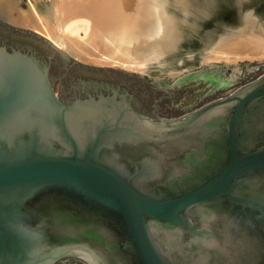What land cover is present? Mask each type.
<instances>
[{"label": "water", "instance_id": "1", "mask_svg": "<svg viewBox=\"0 0 264 264\" xmlns=\"http://www.w3.org/2000/svg\"><path fill=\"white\" fill-rule=\"evenodd\" d=\"M209 1L211 14L203 16L193 7L187 14L178 3L180 6L169 8V0H153L161 20L160 33L149 31L144 41L136 42L134 55L140 61L167 55L161 63L174 66L186 51L199 48L202 55L218 41L219 32L247 31L252 25L264 32V9H237L242 0ZM5 23L17 31L10 33ZM228 26L235 29L226 30ZM148 50L154 53L150 57L144 56ZM54 54L67 62H81L40 33L0 15V264H52L65 256H82L99 264L90 244L73 232L97 237L94 240L105 262L173 264L154 238L156 225L162 228L161 239L179 241L185 228L192 227L189 216L194 207L209 205L223 195L232 202L248 199L235 196L232 189L243 182L245 174L264 170V147L253 149L239 137L240 122L250 112V104L264 98L263 72L247 74L245 68L233 80L234 85L243 83L241 89L212 101L215 92L207 93L215 82L178 81L196 70L211 71L214 78L225 80L232 66L203 65L175 76L149 77L121 67L126 73L102 65L98 66L107 71L66 67L58 56L51 69L38 61ZM162 80L170 87L156 85ZM57 81L59 95L55 93ZM85 84L89 88L119 87L122 98L101 94L73 100L76 88ZM199 88L201 93L196 94ZM61 92L72 101L63 102ZM126 94L134 95L142 110L153 112L156 121L130 108ZM198 96L203 99L201 106L212 102L198 111V105L188 109ZM186 114L190 116L185 121L161 122L179 120ZM208 116L228 117L225 134L229 155L220 156L217 168L202 174L200 183L172 195L146 189L142 185V177L148 174L145 160L132 172L124 161L145 151L159 160L168 153L177 154L182 149L179 136L197 134L195 120L203 127ZM34 192L36 207L33 202L27 206ZM210 239L202 245H208ZM190 246H180L184 255L192 253ZM82 252L84 256L79 254ZM245 262L243 253L218 256L219 264Z\"/></svg>", "mask_w": 264, "mask_h": 264}, {"label": "flooded vegetation", "instance_id": "2", "mask_svg": "<svg viewBox=\"0 0 264 264\" xmlns=\"http://www.w3.org/2000/svg\"><path fill=\"white\" fill-rule=\"evenodd\" d=\"M244 6H247L245 8L264 9V0H242L241 6H238L237 9H244ZM210 7L211 6L203 3L201 9L210 10ZM194 10L197 11V9ZM6 27L16 30L7 24ZM33 56L36 60V55L33 54ZM57 56L62 59V63L66 67L77 66L88 72L107 71L100 66L96 67V65L92 64L77 61L67 62L58 54H54L46 61H41L40 58L37 59L40 64L47 65L49 69H51L52 63ZM116 72L121 73L125 71H123V69H118ZM127 74L139 76L138 74ZM214 77L215 76H213L211 71L196 70L185 75L184 78L186 79L179 80L177 84H182L186 80H200L204 82L210 80V82H215L214 86L209 88L207 93L208 96L217 90H230L234 87V82L231 76H228L225 80H220V78L218 79ZM146 79L149 80L150 78L146 77ZM156 85H162L165 88L170 87L169 82L164 80H162L159 85ZM200 90L201 88L194 92L199 94L201 93ZM237 91L232 92L229 96L236 94ZM61 93L62 94L59 97L63 102L69 103L72 101L66 100L63 97L64 93ZM101 94H114L117 99L122 98V96H120L122 92L119 87L113 89L110 86L105 85L99 87L92 86L89 88L85 84L80 88H76V93L72 99L74 100L77 97L89 96L98 97ZM226 97H219V99ZM126 98L129 100L128 103L130 108L141 115L150 116L154 119L152 117L153 112H145L142 110L140 103L136 100L134 95L126 94ZM217 99H213L212 101ZM197 100L198 101L193 105H189L188 109H191L194 105H198L195 109V111H198L208 103L212 102L209 101L201 106L199 103L200 100L203 99H200L198 96ZM248 110H250V112L246 113L247 116L240 122V140L250 142L253 149L264 147V98L252 102ZM190 114L183 115L179 120L167 119L161 122L173 123L185 121L189 118ZM227 115L229 116L230 114ZM208 117H210V119L205 122L206 125L203 127L198 125V120H195L194 123L198 128L197 134L177 135L180 137L177 141L178 145L182 147V149H179V151L176 152L177 154L168 153L164 160H159L151 152L145 151V153L134 155L130 160L124 162L132 172L135 171L136 167L141 166H137V164L145 160L147 163L148 174L147 176L142 177V185L157 195L169 196L190 187L193 183H200L202 180V174L217 168L220 156L229 155V150L227 149V137L225 134V124L227 123L228 117L219 119L213 116ZM232 192L235 196L246 197L250 200L245 199L244 202H232L227 196L223 195L209 205L194 207L190 211L189 216L192 227L185 228L182 240L176 241L173 240V238L161 239V237L164 236L163 231L161 230L162 228L156 225L154 238L166 252L173 264H219L218 256L224 252L232 254L243 253L246 258L245 264H255V260H257V264H264V170L245 174L243 182L236 185L232 189ZM30 202H33L32 204L36 207V192H34L33 196L27 200L26 205L29 206ZM33 217L34 218L32 219L35 223L36 214L33 215ZM89 232L92 234L91 231ZM73 234H75V237L90 244V247L96 252L99 258V264H115L112 261H104V256H101L99 246L94 240L97 237L90 239L77 232H73ZM210 237L211 239L207 242L208 245H202V243L207 241ZM212 237H215V239ZM180 246L186 248L189 246L192 248L193 246L192 253L184 255ZM52 264L93 263L86 257L65 256L56 260Z\"/></svg>", "mask_w": 264, "mask_h": 264}, {"label": "bare ground", "instance_id": "3", "mask_svg": "<svg viewBox=\"0 0 264 264\" xmlns=\"http://www.w3.org/2000/svg\"><path fill=\"white\" fill-rule=\"evenodd\" d=\"M0 15L40 33L83 63L138 72L145 64L134 55L136 42L144 41L151 31L159 34L161 28L153 0H0ZM201 59L234 64L237 70L241 62H263L264 32L253 25L235 31L209 46Z\"/></svg>", "mask_w": 264, "mask_h": 264}, {"label": "rangeland", "instance_id": "4", "mask_svg": "<svg viewBox=\"0 0 264 264\" xmlns=\"http://www.w3.org/2000/svg\"><path fill=\"white\" fill-rule=\"evenodd\" d=\"M183 1L186 2V5L182 4ZM192 0H169V4H167L170 7H174L175 6H181L180 9H185L186 12H187V9L189 10L188 12H190L193 8H196V9H200L198 10V13L201 14L204 16H208L209 14H211V9L212 7H210V10H204V9H201V6L203 7V3H201L202 1L201 0H193L194 3L197 5V6H193L192 4H190ZM210 1L209 0H204V3L208 6H210L211 4H208ZM180 4V5H176V4ZM214 3V2H212ZM22 4H26V2H22ZM194 4V5H195ZM43 5V4H42ZM165 6V7H168V6ZM252 9V8H251ZM187 14H190L188 13ZM264 18V17H263ZM197 27V26H196ZM199 29L200 26L198 27ZM216 28H219V30L221 29V27H216ZM225 28V27H224ZM228 29H235L233 28V26L231 27H227L226 30ZM83 32V29H79V33L82 34ZM222 32H219L217 34L218 38L217 40H219L220 38H223L229 34H232V33H229V34H221ZM198 40V39H197ZM208 48V47H207ZM205 48V50L207 49ZM199 48L195 51L191 50V53L189 52H185L183 54H185L184 56L182 55V58L183 59H180L177 63H174L175 65L174 66H165L163 65V62L161 63V60H164L165 56L163 55H157V56H153L151 59H145L144 62H148V65L145 66V71L144 72H138V71H133V70H126V71H133L135 73H138V74H142V75H145V76H149V77H168V76H175V75H179V74H182L184 72H187V71H190V70H193V69H196L198 67H201L203 65H212V63H205V62H202V59L200 57L203 56V54L201 55L199 52H198ZM203 49V51H205ZM146 54H149V55H146ZM145 55L146 56H152V54H154L152 51H148V53H146ZM144 55V56H145ZM156 59V60H154ZM152 62V63H151ZM180 62V63H179ZM178 64V66L176 65ZM215 65H226V63L224 62H217V63H213ZM227 65H234V64H227ZM256 65H259V66H256ZM98 66V65H96ZM103 67H110V68H116V69H120L118 67H114V66H103ZM147 67V68H146ZM232 70L231 72H229V76H231L233 74V72L235 73L234 74V78H232L233 80H237L243 73L244 69L246 68V73H251V72H255V71H258V72H263L264 73V61L263 62H255V63H251V64H246V62H241L237 67L239 68L238 70L237 69H234V66H232ZM188 68V69H187ZM149 69V70H148ZM160 69H162L163 71L161 72ZM124 70V69H123ZM166 70V71H165ZM168 70V71H167ZM178 72V73H177ZM59 85H60V81H57L56 85H55V93L57 95H59ZM243 86V83H238L236 85H234V87L230 90L226 89V90H223V91H218V92H215L212 96V99H219V97H226V96H229L232 94V92L238 90L239 88H241Z\"/></svg>", "mask_w": 264, "mask_h": 264}, {"label": "trees", "instance_id": "5", "mask_svg": "<svg viewBox=\"0 0 264 264\" xmlns=\"http://www.w3.org/2000/svg\"><path fill=\"white\" fill-rule=\"evenodd\" d=\"M9 31H10V33H11V32H14V30H12V29H11V30H9Z\"/></svg>", "mask_w": 264, "mask_h": 264}]
</instances>
